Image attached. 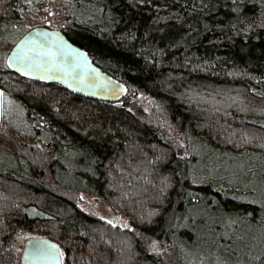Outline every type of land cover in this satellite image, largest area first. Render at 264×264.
I'll use <instances>...</instances> for the list:
<instances>
[{
    "label": "trees",
    "instance_id": "1",
    "mask_svg": "<svg viewBox=\"0 0 264 264\" xmlns=\"http://www.w3.org/2000/svg\"><path fill=\"white\" fill-rule=\"evenodd\" d=\"M58 1L0 0V54L57 29L126 93L88 98L0 65V264H16L23 233L63 264H264L246 233L264 228V0ZM197 151L227 171L193 169ZM241 163L260 189L240 191ZM84 191L124 226L81 209Z\"/></svg>",
    "mask_w": 264,
    "mask_h": 264
},
{
    "label": "water",
    "instance_id": "2",
    "mask_svg": "<svg viewBox=\"0 0 264 264\" xmlns=\"http://www.w3.org/2000/svg\"><path fill=\"white\" fill-rule=\"evenodd\" d=\"M6 62L19 75L44 83H57L76 95L118 101L125 85L95 65L88 53L60 30L36 26L25 32L9 50ZM124 226L118 214L106 217ZM19 264H63L58 245L42 236L24 240Z\"/></svg>",
    "mask_w": 264,
    "mask_h": 264
},
{
    "label": "rangeland",
    "instance_id": "3",
    "mask_svg": "<svg viewBox=\"0 0 264 264\" xmlns=\"http://www.w3.org/2000/svg\"><path fill=\"white\" fill-rule=\"evenodd\" d=\"M56 3H58V0H52ZM57 5V4H56ZM42 10H44L45 8H41ZM10 46V45H9ZM9 46L7 44V46L4 47L3 52H7L9 50ZM3 53L1 52L0 54V65L2 63H6V58H5V54L3 55ZM9 116H13V110L11 108V106L9 105ZM2 131L4 133H8L9 129L7 128H3ZM170 132L172 133V136H174V130ZM199 153V157L197 156V159L195 161L192 162L191 167L197 171L200 172H207L210 171V173H214L221 171L222 173L226 172L228 169V166L230 163H227L222 157H220L218 155V153L216 152H198ZM183 157H187L186 155H188V152L183 151L181 154ZM2 160V158H1ZM4 163H8L9 165L13 166L16 164V160L14 158L12 159H8V160H3ZM2 161V162H3ZM248 163L242 164L241 166H239L238 168H241V170L239 171V174L237 175V177L233 180V181H238L239 182V186L241 187V192H243L242 190V185H246V186H250L253 187L254 189H260L259 187V182L257 181L256 178H249L247 176V174H244L243 170H247L248 167ZM78 164L73 163V164H69L68 166V173L69 175L74 174L76 171H78ZM237 169V167L235 168ZM77 203L78 206L83 209L84 211L93 214L99 218H104L105 216L114 213L112 211V209L105 204L102 199H100L99 197H97L95 194L90 193V192H79L77 195ZM203 213V214H202ZM200 212L195 210L193 212V218L194 220H199L204 218L206 215L204 214V212ZM106 218V217H105ZM246 233L248 236H252L251 238L249 237L248 241L249 242H253V244L255 246L258 245H264V228H262L261 230H259L256 227H246ZM33 236L30 233H23L21 235V244L17 247V251H16V264H19V256L21 253V249L23 246V242L25 239L29 238ZM155 248H160L161 244H154ZM195 251L191 250V254L194 253ZM189 254V252H188ZM63 257V256H62ZM188 260L190 262V264H209L210 262H212V264H220L219 260L215 259V258H210V257H203L202 260H197V261H193L190 258V255L188 256ZM246 264H247V260H245ZM223 264H236L235 261H231L229 260V258L227 256H224Z\"/></svg>",
    "mask_w": 264,
    "mask_h": 264
},
{
    "label": "snow or ice",
    "instance_id": "4",
    "mask_svg": "<svg viewBox=\"0 0 264 264\" xmlns=\"http://www.w3.org/2000/svg\"><path fill=\"white\" fill-rule=\"evenodd\" d=\"M9 67H11V65H9Z\"/></svg>",
    "mask_w": 264,
    "mask_h": 264
},
{
    "label": "flooded vegetation",
    "instance_id": "5",
    "mask_svg": "<svg viewBox=\"0 0 264 264\" xmlns=\"http://www.w3.org/2000/svg\"><path fill=\"white\" fill-rule=\"evenodd\" d=\"M108 216V215H107ZM106 217V216H105Z\"/></svg>",
    "mask_w": 264,
    "mask_h": 264
}]
</instances>
